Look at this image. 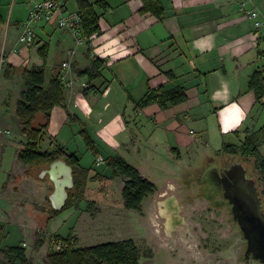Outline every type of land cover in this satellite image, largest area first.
<instances>
[{"label":"crops","instance_id":"0c3cea01","mask_svg":"<svg viewBox=\"0 0 264 264\" xmlns=\"http://www.w3.org/2000/svg\"><path fill=\"white\" fill-rule=\"evenodd\" d=\"M88 1H103L109 6V12L99 22L100 33L90 38L95 58L104 61L105 66L101 77L91 83L87 77H80L79 73L90 69L93 61L87 46H76L69 34L58 30L61 40L71 43L64 51L62 64L70 61L74 85L65 90V108L52 112L49 132L55 137L56 145L76 155L67 141L69 132H64L78 125L79 131L85 130L92 140L94 156L120 155L130 164L151 162L161 170L174 173L183 171L190 152L199 151V141L208 145V126L218 133L222 143L231 137L243 140L247 130L253 132L264 126V99L256 103L254 94L248 90L250 76L264 67V40L258 41L253 22L243 14L237 0H161L164 7L161 21L149 14H139L140 0ZM249 1L264 19V0ZM68 10L78 11L76 0H70ZM98 13L102 14L100 10ZM49 31L57 29L38 27L37 39L39 34L49 35ZM72 49L76 50V55L69 59L67 53ZM18 60V55L14 56L11 63L18 64ZM34 63L43 64L38 57ZM89 85L95 86V91L84 95L83 90ZM177 86L186 89V102L167 108L154 104L137 109L148 91ZM189 123L193 128L199 125L200 138L188 127ZM236 131L239 138L234 134ZM93 166L96 169L82 165L99 174L108 182V187L119 180L122 192V178L110 179L109 168H102V164ZM140 173L144 177L142 171ZM166 183H170L169 178ZM19 199L15 195L6 198L5 208H0V226H4L6 232L2 249L7 248L4 242L10 223L18 225L23 237L17 246L25 249L30 248V241L35 244V233L39 229L62 236L59 216L43 228L46 215L31 211L27 200L20 202ZM14 205L20 208L15 210ZM44 247L34 248V256L26 250L28 264H38V260L45 264ZM0 264H5L1 255Z\"/></svg>","mask_w":264,"mask_h":264},{"label":"rangeland","instance_id":"374dc122","mask_svg":"<svg viewBox=\"0 0 264 264\" xmlns=\"http://www.w3.org/2000/svg\"><path fill=\"white\" fill-rule=\"evenodd\" d=\"M0 13L4 20L0 25V196H2L0 208H5V199L14 197V195L20 198V202L25 199L31 211L36 210L46 215L43 228H47L49 224L47 222L50 221L48 220L50 213L47 212L50 209L47 196L53 192V187H51L48 177L42 176V170L48 168L49 165L41 166L42 169L35 166L27 170L18 161V153L28 144L29 139L21 130L16 116V104L20 100L21 92L25 88L23 73L36 66L34 61L37 60V57L41 59L37 50L43 45L42 43L45 42L49 45L48 57L45 64L47 86L53 74L58 72L65 58L64 51H67L71 47V43L68 40H61L62 35L57 30L56 32L49 31V35L46 36L39 34V40L37 39L36 43L32 46L21 45L18 43V35L20 22L26 20L28 16L27 4L18 0H0ZM17 55L19 57L18 64L15 63L13 65L11 63L12 58ZM8 66L10 67L8 68ZM44 123V117L37 115L33 126L39 128ZM190 124L188 127L196 131L197 139L200 138L199 125L197 128H193L194 126L192 127ZM208 128V133L206 134L208 145L206 146L200 141L197 143L199 151H196V153L194 151L190 152V155L186 157V166L182 168L183 171L170 173L152 165L151 162H147V165L134 162L136 164L132 165L142 171L144 177L159 187L162 192L168 191L175 198L172 205L177 206L178 210L182 209L178 214L184 220V229L189 228L196 235L197 252H199L204 261H208L207 264H211L216 253L213 252V247H211L209 240H212V243H214L215 238H219L215 236V229L221 228L222 234H226L229 227L225 223V217L222 216L220 217L222 219L221 225H215V222H218V218L214 220L211 214L203 210V206L206 204L205 201L193 199L196 194L195 185L190 184L193 188L189 190L188 187H185L184 183L191 182L210 163L211 159L214 162H220L225 159H229L231 162H242L248 170V176L256 181L258 189L262 193L263 201L264 182L261 180L252 159L242 158L240 155H228L220 151L217 152V147L222 143L221 137L218 133L214 132V129H210L209 126ZM80 129L78 125H74L69 131L64 132H67V134L69 132L68 135L70 136L67 140L69 147L73 149V152L77 153L76 156L81 159V164L84 167L96 169L93 165L99 166L97 163L98 159L104 157H96L94 162L95 156L82 139ZM67 134H64L65 137ZM64 135L62 136L63 139ZM39 137L38 145L41 151H52L58 146L56 145L55 137L50 134L49 129ZM225 142L237 144L238 140L231 137L225 140ZM260 152L264 157V146L260 148ZM102 165H104L102 168L106 167L105 164ZM89 175L90 178L85 189L84 201L79 206L70 205L58 215L59 217L57 216L59 218L58 223L61 225L60 235L67 237L70 232H73V236L77 240H80V247L132 239L140 250V264H173L174 261L175 263H181L178 260L180 259L178 253H171L165 246L167 244L164 243V228H162L161 224L163 220L159 216L160 201L162 200L160 192L147 198L143 202L140 212L129 211L125 209L123 204L119 180L108 187V182L102 180L100 175L96 174L94 170ZM168 178L170 183L165 184V180ZM187 196H191V199L184 200ZM90 202H94V205L91 207L89 206ZM14 207L16 208L15 210L20 208L19 205H14ZM73 225H75L74 228ZM38 231L40 232V230ZM42 232V234L41 232L39 234L44 237L45 250L43 252L47 256L50 252L60 248V239L57 238L58 235L56 234ZM210 233H212L211 239L207 237ZM36 234L35 238L37 240ZM217 234L219 236L220 233ZM173 236H176V234ZM202 236L205 237L202 238ZM22 237L18 225L10 223L7 225V238L4 246H17L21 243ZM225 243L224 241L223 244ZM33 244L30 241L28 243V247L30 248H26V250L34 256L35 249L39 248H36L35 244ZM175 244L180 246L178 243ZM235 246L238 252H241L242 241L240 237L235 242ZM154 252L155 256L152 257ZM184 255L185 258L181 264L195 262L191 254L187 253ZM38 264L44 263L42 260H38ZM195 264L198 263L195 262Z\"/></svg>","mask_w":264,"mask_h":264},{"label":"trees","instance_id":"16d2710c","mask_svg":"<svg viewBox=\"0 0 264 264\" xmlns=\"http://www.w3.org/2000/svg\"><path fill=\"white\" fill-rule=\"evenodd\" d=\"M142 7L139 14H149L158 21L162 20L164 7L161 0H140ZM78 14L82 21V31L87 38L100 33V19L109 12V6L103 1L90 3L88 0H76ZM98 10L102 14L98 13ZM4 22L0 13V25ZM259 40H264L258 38ZM43 65L34 66L23 73L24 90L20 100L16 104V116L21 130L28 136V144L23 147L17 156L20 163L29 168L35 166L51 165L57 160L65 161L73 170L74 187L69 190V197L65 208L61 211L49 210L48 223L60 215L70 205L79 206L84 201V193L89 182L91 169H86L80 164V159L61 147L56 146L52 151H41L38 145L39 136L49 129L52 112L56 108H65V88L59 79V74H53L49 85H46L45 64L48 57L49 45L45 43L38 50ZM262 53L260 52V55ZM90 55V53H89ZM105 62L93 59L91 68L80 72V77H87L91 83L101 77V70ZM10 66H8L9 68ZM172 77L171 73H167ZM248 90L254 94L256 103L264 99V67L257 69L249 78ZM95 91V86L89 85L84 88L83 94L89 95ZM188 100L184 87L177 86L170 90L159 88L150 90L137 104V109H143L154 104L161 108L177 106ZM37 115H42L45 123L39 128L33 125ZM77 121V118H73ZM88 149L95 151L94 144L85 130L80 132ZM234 134L239 138L238 132ZM264 146V126L257 131H246L243 140L238 143H222L221 153L228 155H240L242 158H250L254 161L256 170L264 182V157L260 148ZM96 157V154H95ZM103 164L112 171L110 179L122 178V200L125 209L140 212L143 202L155 195L158 191L156 185L142 176L140 171L120 155L104 158ZM96 176V175H95ZM106 179V178H105ZM49 201V200H48ZM94 205L90 202L89 206ZM35 247L40 248L45 240L39 233L36 234ZM6 237L4 226H0V255L5 264H28L26 249L22 246L7 247L2 249V242ZM60 244L58 250L47 254L45 264H140V250L132 239L112 241L94 246L80 247L78 240L70 232L67 237L57 236Z\"/></svg>","mask_w":264,"mask_h":264},{"label":"water","instance_id":"95a60500","mask_svg":"<svg viewBox=\"0 0 264 264\" xmlns=\"http://www.w3.org/2000/svg\"><path fill=\"white\" fill-rule=\"evenodd\" d=\"M44 173L54 184L49 197L52 208L61 211L67 203L68 190L74 186L73 170L65 161L57 160ZM211 174L214 180L210 182L223 196L232 220L247 242L245 256L264 264V210L256 181L248 177L242 162H232L223 175H218V164L214 163L203 177Z\"/></svg>","mask_w":264,"mask_h":264},{"label":"flooded vegetation","instance_id":"af4514ba","mask_svg":"<svg viewBox=\"0 0 264 264\" xmlns=\"http://www.w3.org/2000/svg\"><path fill=\"white\" fill-rule=\"evenodd\" d=\"M214 163L218 164V175H223L224 170L227 169L232 162L229 159H225V160H222L220 162H214L211 159L210 163L207 166H205L201 170V172H199L197 174V176H195V178L191 182H189V183L185 182L184 183L185 187H188L189 190L193 188L190 184L195 185L194 187L196 188V192H195L196 194H195V198H193V199L194 200H200L201 199V200L205 201L206 204H204L203 210L206 213L211 214L214 220H217V218H218V220H217L218 222H215V225H218V226L221 225L222 219H220V217L222 216V217H225V221H226L225 223L229 227V229H227V231H226V234H222L221 228H218V230L215 229V232H214L215 236H217L219 238H215L214 243H212V240H209L211 247H213V252L216 253V256L213 257V261L211 262V264H239V263L260 264L259 262L251 259L250 255L245 256V249H246L247 242L241 234V230L239 228V225L232 220V216L230 214V211L226 205V202H225L223 196L221 194H218V189L215 188L212 185V183L210 182V181L214 180L212 178L213 175L211 174L210 176H207L205 178L203 177L205 174V171L208 170ZM24 167L27 170L29 169L28 166L24 165ZM49 167H50V165L48 166V168L42 170L43 171L42 176L45 175L48 177V181L51 184V187H53V191H54L53 182L49 179V176L44 173L46 170L49 169ZM39 168L42 169L41 166H39ZM73 179H74V175H73ZM168 189L170 190V188H168ZM260 196L262 199V206H263V210H264V201L262 198V193H260ZM49 197L47 196V200H49ZM68 197H69V190H68ZM160 197L162 198V200L160 201L161 206L163 204H167V203L172 204V202H174V200H175V198L172 195H170L168 191L161 192ZM187 199H191V196H187L184 200H187ZM48 202L50 205V209H53L52 205H51V201L49 200ZM177 205H178V203H177ZM161 206L159 208H161ZM50 209H48L47 212H49ZM181 210L182 209H179L178 212ZM159 216L163 220V221H161V224H162V228H164V235H165L164 243L167 244L165 246L168 250L171 251V253H173V252L178 253V255L180 256V259H178L179 262L182 263L183 259L185 258L184 254L189 253L193 256V261H195L196 263H198V264H207L208 263V261H204L203 258L201 257V255L199 254V252H197V245H196V239H195L196 235L191 232V229H189V228L184 229L185 223H184L183 218L179 214H178V216L180 219L179 220L180 223L175 225L173 227V229H170V230L167 229L166 218L161 216L160 212H159ZM39 230H40L41 234L43 233L42 231H44L42 229H39ZM40 232L36 231V233H40ZM216 232L220 233L219 236ZM174 234H176V236H173ZM211 235H212V233L208 234L207 237L211 239ZM175 237L177 238V240ZM204 237L205 236H202V238H204ZM239 237L241 238V241H242L241 252H238V249L235 246V242L238 240ZM222 241L223 242L225 241L226 243L223 244ZM175 243H178L180 246H177V244H175ZM203 248H204V246H203ZM211 251H212V249H211ZM154 256H155V252H154V255L152 257H154ZM195 262L186 263V264H195ZM173 264H179V263H175V261H174Z\"/></svg>","mask_w":264,"mask_h":264},{"label":"built area","instance_id":"2783aa9c","mask_svg":"<svg viewBox=\"0 0 264 264\" xmlns=\"http://www.w3.org/2000/svg\"><path fill=\"white\" fill-rule=\"evenodd\" d=\"M17 1V0H15ZM27 4L28 16L21 22L18 35V43L24 46H32L37 41L36 29L40 26L55 27L57 30L69 34L75 41L76 46H87L90 57L95 58L93 53L94 44L90 42L82 31V21L78 12L68 10L70 0H18ZM243 14L253 22L254 33L257 38L264 39V19L260 12L249 5V0H237ZM76 50L68 51L67 56L73 59ZM59 79L65 90L73 87L74 80L70 76L71 63L66 61L62 64ZM194 134L193 131L190 132ZM104 158H99L98 165L103 164ZM60 246V245H59Z\"/></svg>","mask_w":264,"mask_h":264},{"label":"bare ground","instance_id":"6f19581e","mask_svg":"<svg viewBox=\"0 0 264 264\" xmlns=\"http://www.w3.org/2000/svg\"><path fill=\"white\" fill-rule=\"evenodd\" d=\"M174 204V203H172ZM171 203L163 204L160 208V215L166 218L167 220V229H173V227L180 223L178 216V209L176 206H173ZM172 205V206H171Z\"/></svg>","mask_w":264,"mask_h":264}]
</instances>
